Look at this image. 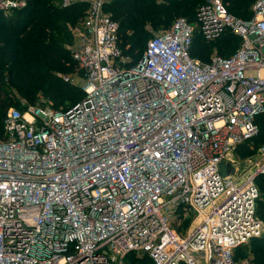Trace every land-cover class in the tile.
I'll use <instances>...</instances> for the list:
<instances>
[{"label":"built area","instance_id":"1","mask_svg":"<svg viewBox=\"0 0 264 264\" xmlns=\"http://www.w3.org/2000/svg\"><path fill=\"white\" fill-rule=\"evenodd\" d=\"M28 1L0 0V13ZM78 1L88 7L69 50L82 99L54 109L19 98L2 120L0 264H243L235 250L264 236V145L236 155L264 112V0H251L247 21L205 0L134 63L108 0L58 6ZM227 31L239 38L231 56H190L195 35L213 42ZM187 216L181 236L174 226Z\"/></svg>","mask_w":264,"mask_h":264},{"label":"trees","instance_id":"2","mask_svg":"<svg viewBox=\"0 0 264 264\" xmlns=\"http://www.w3.org/2000/svg\"><path fill=\"white\" fill-rule=\"evenodd\" d=\"M58 1L29 0L25 8L13 11L7 17L0 13V138L6 111L11 106H18L16 102L10 105L9 99L5 97L2 87L7 80L21 93V99L31 105L40 103L54 109L67 108L83 97L79 89L75 100L64 103V98L70 97L72 88L66 83L68 81L59 80L55 75L57 72L67 74L70 71L69 66L74 60L66 49V45H71L73 41L69 25L74 26L82 21L88 4L76 3L61 8ZM204 1L165 0L161 4H154L153 0H108L104 10L118 25V46L122 56L134 63L140 58L150 37L170 27L176 17L192 22L197 7ZM221 1L233 17L243 21L251 18V0ZM150 28L155 31L152 35ZM215 43H220L217 54L229 57L238 48L239 38L230 31L213 42H204L195 35L190 56L207 62V47ZM257 124L259 133L253 138L252 147L250 142L240 145L236 153L239 158L254 154L258 147L264 145V112L258 116ZM256 185L260 193L256 215L264 221V176L256 178ZM240 250L242 256L244 252L251 255L249 264H264V236L251 239L246 247L237 248L236 256ZM127 259L130 264L135 260L133 255ZM136 261L149 263L147 257L137 258Z\"/></svg>","mask_w":264,"mask_h":264},{"label":"rangeland","instance_id":"3","mask_svg":"<svg viewBox=\"0 0 264 264\" xmlns=\"http://www.w3.org/2000/svg\"><path fill=\"white\" fill-rule=\"evenodd\" d=\"M163 1H165V0H163ZM153 2H154V0H153ZM76 3H86V2H79L78 1V2H75L74 4H76ZM154 4H156V3L154 2ZM176 18H178V17H176ZM176 18L173 19V21L176 20ZM77 21L79 22L80 20L78 19ZM78 25H79V23H77L74 26H72V24H70L69 25V31L72 32V30L75 27H77ZM150 33H151L150 35H152V34L155 33V31L152 30V28H150ZM219 45H220V43H215V44H211L209 47H207V50L209 51V57H210V55L212 53L219 51V49H218ZM69 47H70V45H66V49L70 53ZM194 58H196V57L194 56ZM69 67H70V71H68L67 74H63V73H60V72H57L56 75L54 74L59 80L61 79L64 82H65L64 78L65 77L68 78V82H66V83L69 84V87L71 86L73 93L71 92L70 97H67L66 99L64 98V103H66V104H69L72 100H75V98H77V96L79 95V94H76V93H78L79 89L81 90V84H80V82L77 79V72L78 71H77L76 63L73 62V64L71 66H69ZM2 89H3L4 93H5V97L7 99H9L10 105H12L17 99L23 98L21 93L17 89H15V87L12 84H10V82H8V80L6 81V83L4 84ZM44 101L49 104V102L47 100H44ZM1 103L2 102L0 101V104ZM0 107H1V105H0ZM57 109H62V108H57ZM192 222H193V216H191V219L188 218V216L184 217L183 220L181 222H179L178 225L174 226L175 232L177 234L181 235V236L186 235L187 232H188V229L192 226ZM248 243L242 245V247L248 246ZM238 255H239V257H238ZM246 256H248V258H243V257H246ZM249 258H251V255L249 253H247V252L246 253L244 252V256L241 255V250L237 254V256H236V253H235V259L237 260V262H240V263H243V264H249V262H250ZM136 260L137 259H135L134 261H131V264H139V263L140 264H149V263L137 262ZM129 261L130 260L126 259L125 263L126 264H130Z\"/></svg>","mask_w":264,"mask_h":264},{"label":"water","instance_id":"4","mask_svg":"<svg viewBox=\"0 0 264 264\" xmlns=\"http://www.w3.org/2000/svg\"><path fill=\"white\" fill-rule=\"evenodd\" d=\"M219 167H220V169H221V173H222V175H224V176L227 175V173H226L225 170H224V169H225V166H224L223 164H220Z\"/></svg>","mask_w":264,"mask_h":264}]
</instances>
